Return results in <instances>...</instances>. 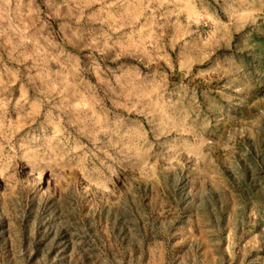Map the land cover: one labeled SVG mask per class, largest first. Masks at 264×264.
<instances>
[{
  "label": "rangeland",
  "instance_id": "obj_1",
  "mask_svg": "<svg viewBox=\"0 0 264 264\" xmlns=\"http://www.w3.org/2000/svg\"><path fill=\"white\" fill-rule=\"evenodd\" d=\"M0 264H264V0H0Z\"/></svg>",
  "mask_w": 264,
  "mask_h": 264
}]
</instances>
